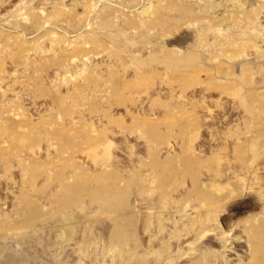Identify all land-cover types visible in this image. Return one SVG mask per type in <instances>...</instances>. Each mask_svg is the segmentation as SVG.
<instances>
[{"label":"rangeland","instance_id":"obj_1","mask_svg":"<svg viewBox=\"0 0 264 264\" xmlns=\"http://www.w3.org/2000/svg\"><path fill=\"white\" fill-rule=\"evenodd\" d=\"M0 264H264V0H0Z\"/></svg>","mask_w":264,"mask_h":264},{"label":"bare ground","instance_id":"obj_2","mask_svg":"<svg viewBox=\"0 0 264 264\" xmlns=\"http://www.w3.org/2000/svg\"><path fill=\"white\" fill-rule=\"evenodd\" d=\"M222 24V23H221Z\"/></svg>","mask_w":264,"mask_h":264}]
</instances>
